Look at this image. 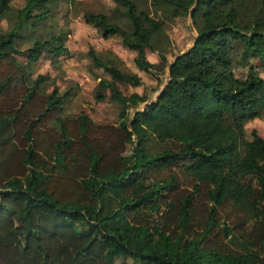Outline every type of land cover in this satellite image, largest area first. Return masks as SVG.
Listing matches in <instances>:
<instances>
[{"label":"trees","instance_id":"16d2710c","mask_svg":"<svg viewBox=\"0 0 264 264\" xmlns=\"http://www.w3.org/2000/svg\"><path fill=\"white\" fill-rule=\"evenodd\" d=\"M113 1L115 18L88 10L85 22L119 35L140 69L156 66L147 48L168 69L149 100L120 91L116 81L142 82L120 58L89 51L111 77L95 97L109 89L123 105L116 126L62 114L70 90L47 92L50 76L31 73L42 54L60 67L68 29L34 37L27 61L17 57L21 28L57 0H0V18L15 10L0 29V264H264V135L246 131L264 117V0H152L196 29L170 61L163 18Z\"/></svg>","mask_w":264,"mask_h":264},{"label":"rangeland","instance_id":"374dc122","mask_svg":"<svg viewBox=\"0 0 264 264\" xmlns=\"http://www.w3.org/2000/svg\"><path fill=\"white\" fill-rule=\"evenodd\" d=\"M135 1L151 14L163 18V38L166 41L164 47L169 61L191 45L196 35V29L190 15L168 17L160 12L155 13L152 0ZM24 2L25 0H8V3L15 9L23 6ZM46 6L50 13L44 20H41L32 29L21 28L22 37L18 40V45L22 51L17 54V57L23 62L27 61L25 49L33 43L34 37L42 36L45 38L48 32H59L63 28L68 29L65 42L69 52L59 57L60 67L54 68L44 54L40 55L39 59L32 62L30 66L33 76L37 73L50 76L41 84V87L47 92L70 90L71 95L63 103L62 114L76 115L83 112L98 124L115 126L119 124V112L123 105L110 97L109 89L105 90L106 95L103 99L95 97L98 80L101 77L108 79L111 77L103 67L96 65L89 55L90 50L103 57L106 54L117 56L122 60L120 65L124 70L135 72L141 77L142 82L139 85L116 81L123 94H130L135 91L145 94L149 100L155 99L168 78L166 63L160 60L158 52L147 48L146 56L156 66L149 71L140 69L134 62L136 52L124 46L119 35L103 37L97 27L84 20V12L88 10L104 12L115 18L121 12L113 0H57V2L47 3ZM14 15L15 10L11 11L7 18H0L1 30H7L13 25ZM109 51L112 53L109 54ZM252 61L257 62L255 59ZM235 71L237 75H243L245 68L237 66ZM142 105H144L143 102L139 104V107ZM132 111L133 109L129 108L128 116H131ZM252 128L264 135V117H257L246 123L249 138Z\"/></svg>","mask_w":264,"mask_h":264},{"label":"crops","instance_id":"0c3cea01","mask_svg":"<svg viewBox=\"0 0 264 264\" xmlns=\"http://www.w3.org/2000/svg\"><path fill=\"white\" fill-rule=\"evenodd\" d=\"M157 96V95H156ZM156 98V97H155Z\"/></svg>","mask_w":264,"mask_h":264}]
</instances>
